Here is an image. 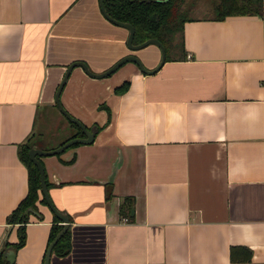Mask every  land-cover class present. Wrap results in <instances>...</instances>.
Segmentation results:
<instances>
[{
  "label": "crops",
  "instance_id": "crops-1",
  "mask_svg": "<svg viewBox=\"0 0 264 264\" xmlns=\"http://www.w3.org/2000/svg\"><path fill=\"white\" fill-rule=\"evenodd\" d=\"M262 9L183 21L184 55L149 74L135 62L102 77L70 68L59 100L94 133L38 156L68 218L69 249L50 264H264ZM126 34L98 0H0V257L12 248V264H42L52 217L37 202L24 243L5 246L17 239L5 216L27 187L18 146L59 119L69 61L100 72L134 52L153 66L159 51L129 49Z\"/></svg>",
  "mask_w": 264,
  "mask_h": 264
},
{
  "label": "trees",
  "instance_id": "trees-1",
  "mask_svg": "<svg viewBox=\"0 0 264 264\" xmlns=\"http://www.w3.org/2000/svg\"><path fill=\"white\" fill-rule=\"evenodd\" d=\"M103 5L105 11L110 16L132 25L134 29L132 43L141 41L149 36L156 37L165 48V61L166 59H181L184 55L185 51L182 44L183 21L197 18L222 19L225 16H229V14L261 15L263 10L262 0H208V6L204 13L196 16H191L193 12V0H103ZM126 87L127 80H123L114 87V90L118 92L124 90ZM68 122L70 125L72 124L77 127L74 122ZM77 128V131L72 132L61 142L74 135H83L81 129ZM30 145V142L24 140V142L20 143L17 150L19 159L26 166L27 187L25 195L18 200L5 216L6 223H16L17 225L16 241L11 244L5 243V246L13 248L21 246L24 243V224L30 219V216L33 215L36 219H41L42 214L37 208V202L45 203V199L39 189L37 167L27 154ZM45 184L47 187L48 183L46 179ZM109 184H105L107 185L105 189L106 194L110 192ZM39 192L41 196H39ZM130 202L129 196L123 197L119 203L120 213L128 211L131 208ZM49 224L45 248L53 235L62 226L59 218L53 213ZM69 241L67 226L52 245L50 252L58 255L66 253L69 249ZM44 250L42 256L44 255ZM43 258L44 256L42 257V262ZM0 264H12V262L2 261L0 257Z\"/></svg>",
  "mask_w": 264,
  "mask_h": 264
},
{
  "label": "water",
  "instance_id": "water-1",
  "mask_svg": "<svg viewBox=\"0 0 264 264\" xmlns=\"http://www.w3.org/2000/svg\"><path fill=\"white\" fill-rule=\"evenodd\" d=\"M99 3V9L101 11V13L108 19L110 20L112 23L114 24H118L123 26L125 29H127V34L125 37V44L128 46L129 49L133 50L142 46H145L146 44L153 43L156 44L159 48V57H158V61L156 62V64H154L153 66L150 67H146L144 65V63L139 59V57L133 52V53H127L124 54L120 57H118L117 60L113 61V63L111 65H109L108 67H106L105 69H102V71L100 72H93L89 69L88 65L81 61V60H71L69 61V64L66 66L64 72L62 73L61 77L59 78L60 80L58 81L55 89H54V105H56L57 109L65 116V118L68 121H72L75 123V125L77 127H79L83 133V135H74L68 139H66L65 141L61 142V144H59L58 146H56L55 148L52 149H43V148H38L35 145L31 144L30 147L28 148L27 154L28 157L30 158V160H32L34 162V164L37 167V171H38V176H39V189L40 192H42V195L45 199V204L46 206L51 210V212L57 217L59 218L60 222L62 223V226L58 229V231L53 235V237L50 239L49 243L47 244L45 250H44V258H43V262L42 264H48L49 263V254H50V249L52 247V245L56 242V239L59 237V235L67 228L68 223H67V215L66 213L59 209L56 208L51 199L50 196L47 192V187L45 184V176L43 175V166L40 160H38V156L40 154H53L56 153L57 151L71 145L74 142H82V143H88V141H90L93 137V129L88 126H85L77 117H75L74 115L70 114L68 111H66L64 109V107L62 106L60 100H59V91L63 85V83L65 82V78L70 70V68L73 65H79L83 71L87 74H89L90 76H94V77H102L103 75H106L108 73H110L111 71H113L114 69H116L118 67V65H120L121 63L130 60L136 63L137 67L139 68V70L143 73H147L149 74L150 72L155 71L156 69H158L162 63L165 61L164 60V55H165V48L163 46V44L160 43V41L156 38V37H151L149 36L148 38H145L141 41L138 42H133L132 43V35H133V28L132 25L126 21H122L119 19H115L112 16H110L104 8L103 5V0H98ZM13 249L12 248H8L4 253H2V256L4 258V260H6L7 262H11L13 257Z\"/></svg>",
  "mask_w": 264,
  "mask_h": 264
},
{
  "label": "rangeland",
  "instance_id": "rangeland-1",
  "mask_svg": "<svg viewBox=\"0 0 264 264\" xmlns=\"http://www.w3.org/2000/svg\"><path fill=\"white\" fill-rule=\"evenodd\" d=\"M207 6H208V0H193V12L191 16H196V15L204 13ZM139 48L143 49L144 52L149 51V53H150V49H156L157 51L156 52L154 51V54L157 53L158 55L159 48L156 44L149 42V44H146L145 46H142ZM139 48H136V49H139ZM158 57L156 59L157 61H158ZM125 62L133 63V61H130V60H127ZM156 62L154 64H156ZM60 114L61 115L59 116V119L57 120L45 118L43 121L41 120L39 121V126L44 127L45 125L47 130H45V132H43L42 134L32 138V142L37 144L38 147L40 148L44 147L43 149L55 148L56 146L60 144L59 142L62 141L65 137L72 134V132L77 131L78 128L72 124L70 125L68 120L65 118V116L62 113Z\"/></svg>",
  "mask_w": 264,
  "mask_h": 264
}]
</instances>
